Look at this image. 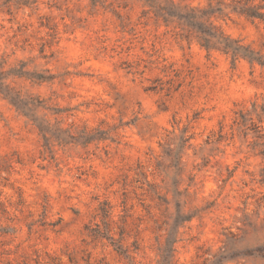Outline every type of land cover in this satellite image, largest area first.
<instances>
[{
  "label": "rangeland",
  "instance_id": "374dc122",
  "mask_svg": "<svg viewBox=\"0 0 264 264\" xmlns=\"http://www.w3.org/2000/svg\"><path fill=\"white\" fill-rule=\"evenodd\" d=\"M233 2L0 0V264H264V22Z\"/></svg>",
  "mask_w": 264,
  "mask_h": 264
},
{
  "label": "trees",
  "instance_id": "16d2710c",
  "mask_svg": "<svg viewBox=\"0 0 264 264\" xmlns=\"http://www.w3.org/2000/svg\"><path fill=\"white\" fill-rule=\"evenodd\" d=\"M230 8L232 12L264 22L263 2H257V0H234ZM216 12H222V9L218 8Z\"/></svg>",
  "mask_w": 264,
  "mask_h": 264
}]
</instances>
